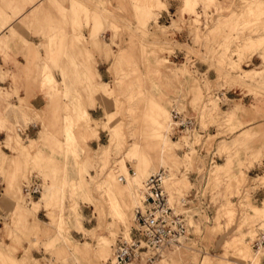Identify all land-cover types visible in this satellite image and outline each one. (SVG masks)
<instances>
[{"label": "rangeland", "instance_id": "374dc122", "mask_svg": "<svg viewBox=\"0 0 264 264\" xmlns=\"http://www.w3.org/2000/svg\"><path fill=\"white\" fill-rule=\"evenodd\" d=\"M23 1L0 0V45L7 49L27 45L23 34L29 30L42 35L38 46L29 44L37 52L29 57L34 70L26 71L25 77L42 86L48 103L46 109L36 110L28 99L19 97L17 86L18 102L12 100L11 91L0 87V130L6 134L0 143V196L4 192L3 201L15 211L0 206V227L9 222L5 223L9 234H0V250L6 255V259L0 257V264H18L10 252L12 245L17 246L18 256L26 247L44 251L34 255L39 264H109L114 246L120 240L130 241L135 231L144 179L160 169L168 170L166 188L178 205L184 191L193 186L189 176L197 163H201L202 181L208 179L206 190L213 192V213L209 216L201 208L194 209L192 214H199V219L191 218V239L164 250L154 264H261L264 246L257 249L253 243L264 230V205H250L254 188L243 171L249 175L254 163L264 164V124L245 132V140L231 141L240 124L230 123L231 116L222 111L226 109L216 96L238 87L264 96V73L242 83L252 77L245 69L264 70V47L257 50L264 45V1L233 0L224 6L218 0H199L194 11L182 9L189 19L181 16V22L172 21L170 26L160 22L165 6H156L158 0H60L62 5L29 0L25 7ZM30 4L40 5L27 16ZM200 8L207 19L205 29L199 25ZM153 10L161 26L151 21L156 17ZM98 14L106 20L94 23ZM19 16L27 17L18 20ZM30 18L35 21L31 26ZM93 24L97 33L89 41L85 36ZM184 26L191 29L192 43H180L174 36ZM107 32L112 33L110 39ZM93 45L111 62L110 84L97 82ZM40 49L44 55L38 53ZM256 50L263 59L260 67L250 62ZM200 62L209 63L214 75L200 73L196 68ZM68 63L75 67V85L65 84L62 95L58 83L55 87L60 91L55 94L49 84L52 73ZM89 65L95 73L84 72ZM62 73L66 82L70 76L66 70ZM9 76L0 69V79ZM62 97L70 99L64 103L63 119ZM98 102L102 118L90 111ZM174 108L194 109L202 129L218 128L208 136V152L217 146L222 159L208 165L205 153L195 147L200 142L197 138L192 142L186 134L171 135ZM38 122L44 131L40 138L25 137L17 130ZM101 130L102 139L93 149L90 145L100 139ZM229 158L232 166H215ZM123 166L129 174H124ZM35 175L43 191L28 201L24 183ZM112 197L125 206L123 217L109 207ZM40 208H45L38 213L41 220L30 222ZM216 235L221 237L212 245ZM256 252V260L251 259ZM19 259L23 264H38L29 257Z\"/></svg>", "mask_w": 264, "mask_h": 264}, {"label": "crops", "instance_id": "0c3cea01", "mask_svg": "<svg viewBox=\"0 0 264 264\" xmlns=\"http://www.w3.org/2000/svg\"><path fill=\"white\" fill-rule=\"evenodd\" d=\"M220 3H222L224 6L231 5L233 0H218ZM264 1V0H263ZM29 2V0H24L21 5L24 7L26 6V3ZM199 0H158L156 2V6H165L161 11H160V22H165L167 26H170L172 21H179L181 22L180 18L181 16L184 17V19H189L188 14L182 13V9L184 6H186L190 11H194L196 8V5L198 4ZM42 3V2H41ZM53 4L56 5H62L60 0H53ZM40 4H30L27 6V10L29 11L27 16H30V12L34 11ZM213 14L215 13L213 9L211 10ZM149 13H146L143 15V20H146V15ZM152 16L155 15L154 19L151 21H155L156 23L159 24L158 21V14L153 10V13H151ZM199 20L201 21L199 23L200 27L205 29L206 27V16L204 15L203 9H199V14H198ZM27 16H19L18 20L21 18H26ZM114 16V15H113ZM216 16V13H215ZM192 21L196 20L195 15H191ZM37 20V19H36ZM67 21H70V18L66 19ZM101 20H106L105 18H102L100 14L96 15L94 17V23L96 22H101ZM150 21V22H151ZM28 22L34 23V19L30 18L28 19ZM94 24L92 25V29L89 32V36H85L86 38L91 41V37L94 36L97 32L96 30L93 29ZM161 26V25H160ZM100 32V31H98ZM7 33V32H6ZM174 36L180 43H192L193 42V34L191 33V29L188 26L182 27V30H175L174 31ZM264 36V35H263ZM101 37V36H100ZM112 33L107 32L106 38H111ZM256 38H260L261 35L259 36H254ZM23 38L25 39L26 42H28L27 45H20L19 47L12 46V48L7 49L3 45H0V69H2L4 72H8L10 74L9 77L6 79H0V87L3 89H8V91L12 92V100L14 102H18V95L15 93V88L16 86L19 88L18 94L21 99H28L30 104L36 109V110H44L47 107L48 99L46 97L45 91L42 88L41 85L38 83H33L31 81H28L26 79V71L34 70V65L30 62L29 57L33 54H35L37 51L30 46L29 44H34L35 46H38L40 43L43 42V37L42 35L35 34L33 30H29L28 33L23 34ZM260 47H264V45H259L257 46V50ZM94 54L96 55V58L98 60V63L96 65V71L98 74L97 77V82L98 83H104V84H110V82L113 80V74L111 73V62L106 61V58L104 57V54H101V51L98 47V49L95 48L93 45L92 47ZM255 51L252 56L250 57V62L255 66V67H260L263 65V59L261 56V51ZM177 52V51H176ZM180 52V51H178ZM38 53L44 55L45 51L42 49L38 50ZM40 65V64H39ZM249 65V63L247 64ZM196 68L200 71V73L204 74L208 71L209 75L212 76L214 75L213 69H210V64L209 63H196ZM245 69V68H244ZM66 70L67 74L71 77L67 78V81L65 82L64 76L62 71ZM75 67L71 64H67L65 66L62 65V67L58 70H55L52 73V82L49 84L52 85L51 91H54L55 94H57L60 89L56 88L55 86L58 85V83L61 84L62 86V95L64 94V85L66 84L68 87H72L74 82H72V79L75 78V73H74ZM84 72L87 70L86 73H95V69L89 65L87 66V69H83ZM246 71L250 72L252 77L249 79H246L242 81V83L247 82L248 80H253L257 76L262 75L264 73V70H257L254 68H249L245 69ZM81 73V72H79ZM261 77V76H259ZM16 79V80H15ZM225 80V79H224ZM226 82V80H225ZM46 84V83H45ZM228 84V83H227ZM237 84V83H236ZM222 94V101L220 102L223 112H227L229 116H231V124H240V127L236 130V136H234L231 141H236V140H245V132L249 133V130L257 125L264 124V96L263 95H255L252 93L247 92V89H230L227 91H220L218 94ZM96 100H98L96 98ZM70 99H65L62 97V109H61V114L60 117L63 119L65 117V111H64V103H68ZM100 101V99L98 100ZM95 108H90V111L92 115L96 118H102L103 117V109L99 104ZM180 109V108H177ZM180 110H185V109H180ZM189 114L196 115L198 117V114L194 111V109H191L188 111L187 109L185 110ZM199 119V124H200V130L202 133H199L195 135L194 137H190L189 135L187 137L190 138L192 142L196 140V138L200 141L195 145L198 150L201 151V153H205L204 155L207 156V164L212 165L214 161H218L222 159L223 157H220L217 155V146H215L211 151L208 152L209 149V142H208V136L209 134L215 135L218 131L217 127H210L207 129H202L200 118ZM235 122V123H233ZM42 127L41 123H31L28 127H24L25 131L22 133L25 137H37L40 138V135L43 134L44 131H42L40 128ZM104 130L100 131V139H94L92 141V144L90 145L93 149H96V146L98 145V141L102 139V134ZM244 134L243 137L238 138L240 134ZM6 134H4L3 131L0 130V143H3L6 140ZM39 136V137H38ZM224 135L219 136V139L222 138ZM36 139V138H35ZM204 151V152H203ZM234 164V161L232 158H229L226 162L224 163H217L215 166H220L223 169L228 168V166H232ZM200 165L201 163L196 164V169L190 174L189 182L193 183V186L188 190L184 191V196L186 197V200L184 201L186 204L178 203V207L181 210L186 211L189 214V220L191 221V218H195L196 220L199 219V214L195 213L192 214L194 209H200L201 212L204 211L208 213L210 216V213L212 212V208L215 207V203L213 201V192L210 189H207V181L208 179H204L205 181H202V175L200 173ZM249 175L243 171L245 174L246 178L248 181L252 182L253 190L250 191V195L252 196V205L253 207H261V205H264V164L260 165L259 163H254L252 167H249L248 169ZM204 183V185H203ZM204 187H203V186ZM179 192H182V190H179ZM3 195L0 196V206L5 205L9 208V210L14 213V209H12L5 201H3ZM188 196V197H187ZM180 197V199L182 198ZM38 198V197H37ZM236 198V197H234ZM37 201H33L35 203ZM197 205V206H194ZM41 209L45 210V208H40L36 211V213H33L31 217L32 219L30 222L36 221V219L41 220L38 216V213L41 212ZM252 214V213H251ZM250 214V215H251ZM213 215V214H212ZM198 216V217H196ZM213 217V216H212ZM1 222V221H0ZM5 223H9L8 221H5L3 223V226H1V232L0 234H9V231L5 230ZM47 224V222H44ZM193 225V224H192ZM85 228V227H83ZM86 229V228H85ZM87 230V229H86ZM193 230H194V225H193ZM192 230V233H193ZM15 233V229L13 230ZM80 231V229H79ZM82 232V231H80ZM16 234H13L15 236ZM70 237L74 240L77 241L73 238V236L70 235ZM221 237V235H216L214 237V240L212 242V245H216V242L218 239ZM12 245V243H11ZM13 249H11L12 255H14L18 261V264H23L22 261H20L19 258L22 259H27L28 257L30 258V261L32 262L35 260L38 264L40 263L39 258L35 257L34 255H41L42 252L44 251H39V250H33L31 251L30 248H25V252L23 255L18 256V248L17 246L12 245ZM71 251V249H70ZM72 252V251H71ZM10 253V254H11ZM73 253V252H72ZM74 254V253H73ZM261 264H264V257L262 258ZM76 260H78V257L76 256ZM80 264V263H79ZM247 264H252L251 262Z\"/></svg>", "mask_w": 264, "mask_h": 264}, {"label": "built area", "instance_id": "2783aa9c", "mask_svg": "<svg viewBox=\"0 0 264 264\" xmlns=\"http://www.w3.org/2000/svg\"><path fill=\"white\" fill-rule=\"evenodd\" d=\"M216 98L221 102L222 94H217ZM17 130L25 131L22 126ZM199 133L202 131L196 115L177 108L172 110L173 137L179 134L194 137ZM168 175V170L160 169L144 179L142 205L135 210V231L130 241L120 240L114 246L109 264H154L156 256L164 250L182 246L193 236L189 214L170 200L166 188ZM42 191L43 183L36 175L24 183L23 192L28 201L39 197ZM185 200L186 197H182L180 203L186 204ZM253 245L257 249L264 246V230Z\"/></svg>", "mask_w": 264, "mask_h": 264}, {"label": "bare ground", "instance_id": "6f19581e", "mask_svg": "<svg viewBox=\"0 0 264 264\" xmlns=\"http://www.w3.org/2000/svg\"><path fill=\"white\" fill-rule=\"evenodd\" d=\"M102 105H105L104 103H102ZM106 107V106H105ZM83 112H87L88 113V115H89V110H87L86 108H84L83 109ZM123 171H124V174H129V171H128V168L127 167H125V166H123ZM116 190H117V193L119 192L120 194L122 193L123 194V190H122V188H121V186H120V184L118 183V182H116ZM142 193V192H141ZM121 194V195H122ZM106 195L107 196H109V192L108 193H106ZM116 198V197H115ZM115 198H110V200H109V207L110 208H113V209H115L116 210V212H117V214H119L120 216H124L125 214H126V212H125V206L124 205H122V204H120V202L119 201H117V199H115ZM119 200V199H118ZM35 204H37V202H35ZM121 218V217H120ZM104 243H105V245H109L110 244V241L109 240H106L105 238H104V241H103ZM238 242V241H237ZM238 245V244H237ZM239 246V245H238ZM244 246H243V244L241 245L240 244V248H243ZM239 248V249H240ZM234 249H238V248H234ZM244 249V251H245V247L243 248ZM242 250V249H241ZM240 251V250H239ZM258 254H259V252H256V253H254L253 255H252V257H251V259H253V260H256V257H258ZM0 257L1 258H3V259H6V255L4 254V253H2V251L0 250ZM254 262V261H253ZM7 263V262H6Z\"/></svg>", "mask_w": 264, "mask_h": 264}]
</instances>
